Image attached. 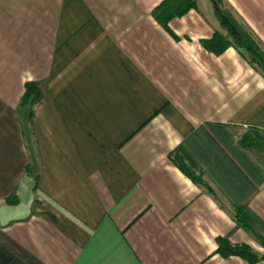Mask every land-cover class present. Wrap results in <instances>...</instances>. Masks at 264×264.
Masks as SVG:
<instances>
[{
	"label": "crops",
	"instance_id": "crops-1",
	"mask_svg": "<svg viewBox=\"0 0 264 264\" xmlns=\"http://www.w3.org/2000/svg\"><path fill=\"white\" fill-rule=\"evenodd\" d=\"M163 1L0 0V264H264V74ZM219 9L264 58V0Z\"/></svg>",
	"mask_w": 264,
	"mask_h": 264
},
{
	"label": "trees",
	"instance_id": "trees-1",
	"mask_svg": "<svg viewBox=\"0 0 264 264\" xmlns=\"http://www.w3.org/2000/svg\"><path fill=\"white\" fill-rule=\"evenodd\" d=\"M214 6V12L216 18L219 21L220 26L226 29L231 36V40L223 37L219 32H215L211 39L202 40V46L215 53L220 54L230 46H235L242 51V55L252 56L255 60L257 68L262 74H264V58H262L257 51L253 50L251 46L242 38L232 23L222 14L219 9L220 0H211ZM195 8V2L192 0H164L156 8L152 10V16L155 20L167 31L168 21L177 16L184 15L188 10ZM33 91V84L27 83L25 85L24 98L28 99ZM9 200V199H8ZM218 253L222 257H228L230 255H237L246 259L249 263H253L258 259L247 246L245 245H231L229 242L223 239L218 241Z\"/></svg>",
	"mask_w": 264,
	"mask_h": 264
}]
</instances>
